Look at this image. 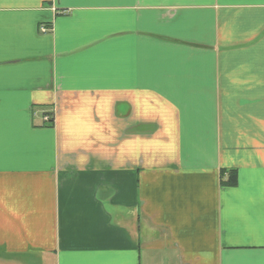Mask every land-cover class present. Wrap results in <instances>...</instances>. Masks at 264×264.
Segmentation results:
<instances>
[{"label": "crops", "instance_id": "obj_1", "mask_svg": "<svg viewBox=\"0 0 264 264\" xmlns=\"http://www.w3.org/2000/svg\"><path fill=\"white\" fill-rule=\"evenodd\" d=\"M0 264H264V0H0Z\"/></svg>", "mask_w": 264, "mask_h": 264}, {"label": "built area", "instance_id": "obj_2", "mask_svg": "<svg viewBox=\"0 0 264 264\" xmlns=\"http://www.w3.org/2000/svg\"><path fill=\"white\" fill-rule=\"evenodd\" d=\"M40 32L45 33L47 32V29L44 27H40ZM41 123L42 126H51L53 124V114L51 112L44 113L41 115Z\"/></svg>", "mask_w": 264, "mask_h": 264}, {"label": "trees", "instance_id": "obj_3", "mask_svg": "<svg viewBox=\"0 0 264 264\" xmlns=\"http://www.w3.org/2000/svg\"><path fill=\"white\" fill-rule=\"evenodd\" d=\"M236 183V176L234 172L229 173V177L227 182L225 183L226 185H234Z\"/></svg>", "mask_w": 264, "mask_h": 264}]
</instances>
